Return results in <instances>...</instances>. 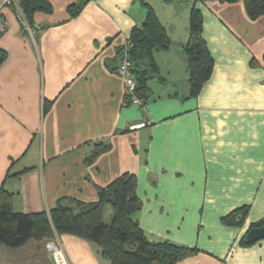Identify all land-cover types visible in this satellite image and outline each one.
I'll use <instances>...</instances> for the list:
<instances>
[{"label": "crops", "instance_id": "0c3cea01", "mask_svg": "<svg viewBox=\"0 0 264 264\" xmlns=\"http://www.w3.org/2000/svg\"><path fill=\"white\" fill-rule=\"evenodd\" d=\"M47 1L53 10L34 14L36 34L14 8L3 10L0 189L12 194L14 209L50 211L66 197L94 202L98 187L131 173L142 202L134 217L147 237L196 248L176 264H264V239L242 242L264 216V15L252 19L244 0H149L171 46L156 52L164 80L150 81L142 104L127 102L112 69L146 7L88 0L72 16L69 5L81 0ZM193 5L215 62L196 96L184 51ZM99 141L110 148L87 163ZM243 206L241 224L222 220ZM54 239L67 264H109L85 239Z\"/></svg>", "mask_w": 264, "mask_h": 264}, {"label": "trees", "instance_id": "16d2710c", "mask_svg": "<svg viewBox=\"0 0 264 264\" xmlns=\"http://www.w3.org/2000/svg\"><path fill=\"white\" fill-rule=\"evenodd\" d=\"M88 0L69 5L72 16L77 15ZM146 7V16L142 25L133 28L129 41L133 46L128 53L131 72L136 82L134 94L144 104L152 95L150 81L159 76V66L155 54L171 46V38L155 9L146 0H137ZM205 1V0H201ZM237 2L239 0H220ZM248 15L257 19L264 15V0H244ZM22 13L33 27V17L37 11L51 12L52 5L47 0H20ZM16 12V10H15ZM189 37L184 45L187 55L188 82L191 95L196 96L204 83L211 77L214 58L203 36V16L195 5L190 10ZM124 55V47L117 50L115 61L118 66ZM6 52L0 47V65ZM110 66V65H109ZM132 102V98H127ZM86 157L87 163L110 148L109 143L99 141ZM138 179L135 174L124 173L110 185L98 187L99 198L94 202H85L66 197L58 200L56 207L39 213L18 212L13 206V196L7 190L0 189V252L3 246L19 248L31 239H54L57 235L71 234L85 239L98 248L103 260L109 264H176L188 257L196 248L177 244L168 240L151 241L134 215L140 210L142 202L137 195ZM112 209L110 223L105 222L107 207ZM248 207L237 208L222 220L231 225H239L237 215L243 217ZM264 224V216L251 224V228ZM249 229V230H250ZM248 230V231H249ZM247 231V232H248ZM247 234V233H246ZM243 237L244 245H252Z\"/></svg>", "mask_w": 264, "mask_h": 264}, {"label": "built area", "instance_id": "2783aa9c", "mask_svg": "<svg viewBox=\"0 0 264 264\" xmlns=\"http://www.w3.org/2000/svg\"><path fill=\"white\" fill-rule=\"evenodd\" d=\"M6 7L14 8V10H16L17 17L21 21L22 25L27 30L31 31L33 34H36V32H38V30L41 29V26H39V25L34 26V27L29 25V23L27 22V20L25 19L24 15L22 13V8L20 6V0H0V35H2L7 29V21L5 20V18L3 16V10ZM132 46H133V44L129 40L123 46L124 47V55L120 60V64H119L117 73L119 75H121L122 78L124 79L126 100H127V98H129V99L132 98V102L141 103V100L134 94L135 88H136V82H135L134 76L131 72V69H130L131 62L128 58V53L130 52V49L132 48ZM127 102H128V100H127ZM140 125H145V123L140 124ZM49 249L56 250L54 255H53L54 259H55V254L57 252L62 253V251L59 250L57 245H55L54 243L49 244Z\"/></svg>", "mask_w": 264, "mask_h": 264}, {"label": "rangeland", "instance_id": "374dc122", "mask_svg": "<svg viewBox=\"0 0 264 264\" xmlns=\"http://www.w3.org/2000/svg\"><path fill=\"white\" fill-rule=\"evenodd\" d=\"M150 1L155 3L157 6L159 5V2H162L161 0ZM150 1L146 0L147 3ZM158 9H160V7ZM158 12L163 13L164 10H158ZM111 219L112 209L108 206L105 214V222L110 223ZM33 240V242L36 243H32L33 245H29L27 249H22L26 251H12L15 249L3 246V253L0 254V262L4 264H55L51 256L54 255L56 250L49 249V244L54 243L55 245H57L59 250H61L55 239H46L44 241H40L39 239ZM61 255L63 256L62 253Z\"/></svg>", "mask_w": 264, "mask_h": 264}, {"label": "water", "instance_id": "95a60500", "mask_svg": "<svg viewBox=\"0 0 264 264\" xmlns=\"http://www.w3.org/2000/svg\"><path fill=\"white\" fill-rule=\"evenodd\" d=\"M245 238L248 243H255L259 240L264 239V224L258 227L251 228L247 232ZM52 259L55 262L54 256H52Z\"/></svg>", "mask_w": 264, "mask_h": 264}, {"label": "bare ground", "instance_id": "6f19581e", "mask_svg": "<svg viewBox=\"0 0 264 264\" xmlns=\"http://www.w3.org/2000/svg\"><path fill=\"white\" fill-rule=\"evenodd\" d=\"M55 264H66L65 258L61 255V252L55 254Z\"/></svg>", "mask_w": 264, "mask_h": 264}]
</instances>
